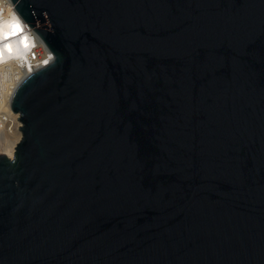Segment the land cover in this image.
I'll return each mask as SVG.
<instances>
[{
	"label": "water",
	"instance_id": "water-1",
	"mask_svg": "<svg viewBox=\"0 0 264 264\" xmlns=\"http://www.w3.org/2000/svg\"><path fill=\"white\" fill-rule=\"evenodd\" d=\"M11 1L0 264H264V0Z\"/></svg>",
	"mask_w": 264,
	"mask_h": 264
},
{
	"label": "built area",
	"instance_id": "built-area-1",
	"mask_svg": "<svg viewBox=\"0 0 264 264\" xmlns=\"http://www.w3.org/2000/svg\"><path fill=\"white\" fill-rule=\"evenodd\" d=\"M11 16H16L22 20V18L16 11L15 5L12 3L11 0H0V24H2V22H6L7 20H9ZM23 28L25 29V27ZM26 28L30 30V32L36 37V35L33 33V31L30 28H28L27 25ZM27 48L28 47L22 48V50H20V53L25 52ZM45 48L46 46L35 47V49L37 50L32 51L31 59L36 60L40 58L43 54H45V50H44ZM46 50L49 49L46 48ZM26 53H28V51H26L25 54ZM17 60H18L17 58H11V57L0 58V154L1 153L6 154L5 152H3V149L9 143L7 139H13V134L15 132L20 133V138H21V132H20L21 122L19 120V114L14 113L12 111L10 106L11 99H9V102H7L9 82L13 81L14 79H18L20 77V74L22 73V71L18 69L21 66V63L17 62ZM43 64H39L37 68L42 66Z\"/></svg>",
	"mask_w": 264,
	"mask_h": 264
},
{
	"label": "bare ground",
	"instance_id": "bare-ground-1",
	"mask_svg": "<svg viewBox=\"0 0 264 264\" xmlns=\"http://www.w3.org/2000/svg\"><path fill=\"white\" fill-rule=\"evenodd\" d=\"M13 19L17 20L20 23L23 31L20 32L19 34L15 35V36L9 37L6 40L0 39V52H2V57L17 58L18 59L17 62L21 63V66L18 69L20 71H22V73L20 74V77L18 79H14L13 81L9 82L7 102H9V99H11L13 92L16 89L17 85L24 78V76L26 74L35 70L39 64H43V63L45 64V61L49 62L53 58V53L49 50H46V48H45L44 49L45 54H43L40 58H38L36 60H32L31 59L32 58V51L37 50V49H35V47H43L44 45L42 43H40L38 41L37 37H35L30 32V30H28L26 28L25 23L20 18H18L16 16H11L9 20H7L6 22H2V24H0V26L3 27V30L7 31V25ZM23 27H25V29ZM25 36L27 37V40H28L27 46H25L23 43H21L22 37H25ZM5 44H10L12 46L11 52H9L6 48H4ZM25 47H28L25 50V52L28 51V53H26V54H25V52L20 53V50H22V48H25ZM17 134L20 136V133H17ZM19 136H18V138L16 137L17 139H15L14 136H13L14 139H7V141L9 143L3 149V152H5L10 157H12L14 154V150H15L14 146L17 143Z\"/></svg>",
	"mask_w": 264,
	"mask_h": 264
},
{
	"label": "snow or ice",
	"instance_id": "snow-or-ice-1",
	"mask_svg": "<svg viewBox=\"0 0 264 264\" xmlns=\"http://www.w3.org/2000/svg\"><path fill=\"white\" fill-rule=\"evenodd\" d=\"M23 29L21 28L20 23L13 19L12 21H10L7 25V31L3 30V27L0 26V39H8L11 36H15L17 34H19L20 32H22ZM27 37H22L21 39V43H23L25 46H27ZM4 48H6L9 52H11L12 50V46L10 44H5ZM0 58H2V52H0ZM45 63H47V61H45Z\"/></svg>",
	"mask_w": 264,
	"mask_h": 264
},
{
	"label": "rangeland",
	"instance_id": "rangeland-1",
	"mask_svg": "<svg viewBox=\"0 0 264 264\" xmlns=\"http://www.w3.org/2000/svg\"><path fill=\"white\" fill-rule=\"evenodd\" d=\"M15 133H16V134H15ZM15 133L13 134V136L15 137V139H17L19 135L17 134V132H15ZM14 137H13V139H14ZM16 137H17V138H16ZM19 139H20V136H19ZM19 139H18V140H19Z\"/></svg>",
	"mask_w": 264,
	"mask_h": 264
}]
</instances>
